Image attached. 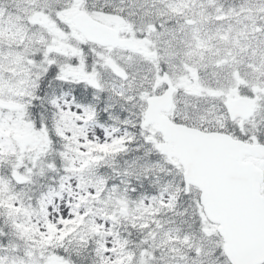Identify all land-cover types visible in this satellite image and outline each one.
<instances>
[{
  "label": "snow or ice",
  "instance_id": "6c2138e0",
  "mask_svg": "<svg viewBox=\"0 0 264 264\" xmlns=\"http://www.w3.org/2000/svg\"><path fill=\"white\" fill-rule=\"evenodd\" d=\"M0 264H264V0H0Z\"/></svg>",
  "mask_w": 264,
  "mask_h": 264
}]
</instances>
